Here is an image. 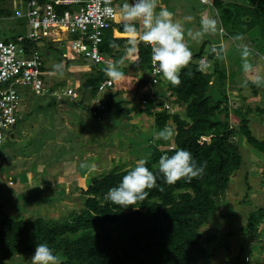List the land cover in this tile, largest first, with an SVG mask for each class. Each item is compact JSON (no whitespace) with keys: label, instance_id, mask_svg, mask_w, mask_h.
<instances>
[{"label":"trees","instance_id":"16d2710c","mask_svg":"<svg viewBox=\"0 0 264 264\" xmlns=\"http://www.w3.org/2000/svg\"><path fill=\"white\" fill-rule=\"evenodd\" d=\"M214 5L226 34L235 39L243 37L257 55H264V0H215ZM55 7L61 11L73 9L75 5ZM12 14L11 0H0V20L10 18ZM15 38L10 36L4 40ZM131 41L114 37L110 27L104 31L99 48L112 59L116 67L120 62L128 65L132 63L141 70L148 68L149 47L142 40L136 46ZM41 42L47 49L52 45ZM41 42L24 39L23 45L26 51H40L42 70H45ZM60 51L58 60L63 61L64 65L73 60L63 57L64 51ZM210 54L213 53H209V58ZM202 55L203 51L193 54L188 64L181 68L178 85L167 82L166 91L154 89L158 95L167 92L174 95L172 105L181 110H153L154 100L149 93L144 95L147 102L141 109L119 110L124 114L135 110L144 112L153 117L157 131H164L168 120L174 123L172 144L166 145L165 149L155 145L149 151L145 159L149 170L156 172L161 156H171L177 150L184 149L192 154L198 166L204 167L203 173L191 181L182 179L172 185L164 183L162 175H157L156 186L146 190L148 196L133 206L136 208H122L105 199L109 189L117 186L131 170L117 167L90 179L83 191L84 206L69 219L14 218L0 208V264L12 260L16 255H33L39 243H46L53 249L62 264H212L211 252L203 246L200 230L210 224L211 217L218 209V202L223 201L231 174L242 166L243 156L238 138H244L249 146L261 154H264V140L252 135L247 126L246 114L240 112L239 107L232 108L228 104L224 68L216 62L212 72L201 70V63L197 60ZM104 68L90 64L76 93L80 97L79 102L84 103V112L97 121L101 112L93 100L97 95L98 84L108 77ZM121 72L122 78L112 79V86L105 90L111 98L120 91L138 93L148 85L147 77L130 73L128 68H123ZM62 84L64 82L59 81L54 86L59 89ZM109 102L106 104L107 109L115 106L114 102ZM162 102L159 99L157 106L162 105ZM70 104L75 106L77 103L73 101ZM230 110L241 116L237 126H230ZM258 111L264 115V103L258 107ZM4 135L6 140L13 137L10 129L4 131L0 146L4 142ZM200 136L210 138L200 143ZM263 216L264 208L261 206L250 211L247 225L240 227L242 232L233 234H251ZM237 254L232 258L233 264H244ZM225 264H230V261Z\"/></svg>","mask_w":264,"mask_h":264},{"label":"rangeland","instance_id":"374dc122","mask_svg":"<svg viewBox=\"0 0 264 264\" xmlns=\"http://www.w3.org/2000/svg\"><path fill=\"white\" fill-rule=\"evenodd\" d=\"M165 1L167 6L173 7L172 0ZM114 3L117 11V0ZM11 8L14 12L23 8V4L14 5L11 0ZM187 27L188 23L184 25L186 31ZM27 33L28 24L24 18L12 14L10 18L0 20V40ZM67 40L65 44L52 43L48 49L40 43L45 57L47 95L36 96L30 90L20 88L18 119L9 128L13 137L6 140L4 135L0 146V208L14 218L69 219L84 206L83 191L92 177L105 174L113 167L121 170L134 167L136 160L146 159L155 145L165 149L166 145L172 144L175 135L171 120L164 130L170 133L169 138L163 140L158 138L160 131L154 128L153 117L137 110L129 114L119 110L141 109L142 89L130 95L120 91L112 98L106 91L97 94L93 102L101 112L99 122L84 112V103L79 102L78 94L76 98L53 96V92L59 94L66 87H72L78 93L80 83L90 69V64L81 60H72L67 65L58 60ZM192 42L190 37L185 39L189 49L194 47L195 41ZM253 53L256 63L245 69L244 76H237L234 87L229 81L227 98L232 108L239 107V111L246 114L252 135L264 140V115L258 111L264 100V55ZM227 63L223 62L225 67H228ZM59 81L64 84L56 89L54 83ZM163 85L164 89H161ZM162 87L156 86L158 91H166L167 82H162ZM163 95L158 98L170 105V111L182 109L172 105L174 95L169 92ZM73 101L77 103L75 106L70 104ZM109 101L115 106L107 109ZM230 112V126H237L241 116ZM238 142L242 166L231 174L223 201L218 202L210 224L200 230L201 242L210 250L212 264L228 261L233 264L235 253L244 264H264V216L251 234H233L242 232L240 227L247 225L250 211L260 206L264 208V154L254 150L244 138H238ZM31 257L16 255L2 264H28Z\"/></svg>","mask_w":264,"mask_h":264},{"label":"built area","instance_id":"2783aa9c","mask_svg":"<svg viewBox=\"0 0 264 264\" xmlns=\"http://www.w3.org/2000/svg\"><path fill=\"white\" fill-rule=\"evenodd\" d=\"M201 4L210 5V0H196ZM14 5L23 4V8L14 11V17L24 18L28 24V33L25 36L17 35L15 40H0V143L4 131L9 130L18 119V107L20 106V88L30 90L34 95L47 94V84L42 70V55L37 49L26 51L23 45L24 39L35 42H58L60 38H51L49 29L60 27L68 36L64 45L63 57L78 59L90 64L106 67L113 64L111 58L100 51V44L104 31L112 27L116 20L117 11L114 0H12ZM73 9L58 10L55 6L72 5ZM149 47V61L147 68L148 85L142 88L140 107H144L149 93L154 100L153 110L166 109L170 111V105L162 100V105L157 106L159 95L154 89L160 85L164 78L157 73L152 65L151 45ZM69 54V55H68ZM112 86V79L104 78L97 86V94L104 92ZM162 89V88H161ZM55 95L76 97L72 87L62 89ZM97 100V99H96ZM210 136H200L198 141H208Z\"/></svg>","mask_w":264,"mask_h":264},{"label":"clouds","instance_id":"9594fccd","mask_svg":"<svg viewBox=\"0 0 264 264\" xmlns=\"http://www.w3.org/2000/svg\"><path fill=\"white\" fill-rule=\"evenodd\" d=\"M155 7V0H131L130 4H124L123 15L129 21L142 19L145 31L141 39L151 45V61L155 71L171 84L178 85L179 72L188 64L192 53L184 43L182 25L173 23L170 19L172 14L165 9H161L158 14L155 13ZM201 26L202 31L213 32L216 21L202 19ZM125 30L135 32L136 29L134 24L129 23L125 25ZM199 34V32L196 33L197 36ZM205 66L202 61L201 70ZM103 71L113 80H119L123 76V73L113 64H108ZM169 135L167 131H160L158 138L167 140ZM146 164L145 159H137L134 167L122 177L120 183L109 189L105 199L122 208L133 207L145 200L148 196L147 189L156 186L157 175H162L164 183L172 185L182 179L191 181L204 171V167L198 166L192 154L184 149L177 150L171 156H161L155 173L149 170ZM28 264H62V262L46 243H39L36 244Z\"/></svg>","mask_w":264,"mask_h":264},{"label":"crops","instance_id":"0c3cea01","mask_svg":"<svg viewBox=\"0 0 264 264\" xmlns=\"http://www.w3.org/2000/svg\"><path fill=\"white\" fill-rule=\"evenodd\" d=\"M173 7L167 6L165 0H155V13H159L161 9H165L169 11L172 15L170 17L173 23H179L182 25V30L184 33V43L185 39L190 37V41L194 42V47L191 46L192 55L203 51V55L201 58L197 60V62L201 63L203 60L206 65L203 71L212 72L213 66L216 62H218L221 68H224L226 73V85H229V81H231L232 87L235 86V81L238 79L237 76L243 75L245 73V69L248 66H254L257 59L253 57V49L248 45L247 41L243 37L235 39L226 34V32L222 29L220 25V19L218 15V9L214 5L215 0H210V5L201 4L196 0H172ZM224 1H233L240 2V0H224ZM126 3H131V0H117V16L114 21L111 31L112 35L117 38H127L131 39V44L136 46L141 39L145 31V26L143 24L142 19H136L134 21H129L125 19L123 15V6ZM115 5V3H114ZM196 17V19L194 18ZM190 18V19H189ZM202 19H214L216 21L215 31L213 32H205L202 31L201 20ZM219 22V25L217 24ZM132 23L135 26V32H128L125 29V25ZM188 23L189 27L184 28V25ZM117 24V26H115ZM200 33L198 36L196 33ZM195 35L194 37H192ZM68 38L67 33L64 32V35L59 44H63ZM143 41V40H142ZM48 43L49 40H45L44 43ZM128 42V41H126ZM125 44H128L126 43ZM192 42V43H193ZM50 44L55 42H49ZM65 44V43H64ZM210 54V58L209 53ZM213 55V56H212ZM228 59V60H226ZM224 60V61H223ZM228 61V67H225L223 62ZM259 63H263V61H258ZM118 70L121 71L122 68H128L130 73H137L140 77H147V68L139 69L132 65H128V63H118ZM248 72V71H247ZM244 76V75H243ZM163 82H169L167 80H163ZM244 83V81H241ZM165 85V84H164ZM164 85L162 89H164ZM235 89V88H234ZM130 95V93H127ZM264 99V98H263ZM264 103V100L261 102ZM133 112V111H132Z\"/></svg>","mask_w":264,"mask_h":264},{"label":"bare ground","instance_id":"6f19581e","mask_svg":"<svg viewBox=\"0 0 264 264\" xmlns=\"http://www.w3.org/2000/svg\"><path fill=\"white\" fill-rule=\"evenodd\" d=\"M65 30L60 27H54L49 29V36L51 38H62Z\"/></svg>","mask_w":264,"mask_h":264}]
</instances>
